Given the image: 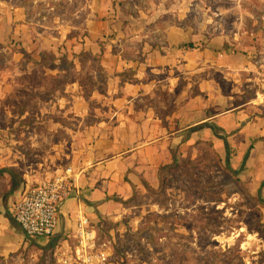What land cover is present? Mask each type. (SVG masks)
Listing matches in <instances>:
<instances>
[{
	"label": "rangeland",
	"instance_id": "obj_1",
	"mask_svg": "<svg viewBox=\"0 0 264 264\" xmlns=\"http://www.w3.org/2000/svg\"><path fill=\"white\" fill-rule=\"evenodd\" d=\"M4 10L24 13L45 36L67 35L58 48H81L88 22L100 20H113L123 36L106 29L95 42L100 48H140L128 39L136 33L143 48L155 47L174 25L185 28L196 48L214 46L217 37L226 39V48H264V0H0V15ZM35 58L13 42L0 44V140H20L28 165L40 162L59 174L71 149L97 134L89 129L112 116L111 98L124 86L88 55L73 68L59 56L55 71L37 68ZM44 61L51 63L53 55ZM74 79L85 95L93 91L85 105L58 98L64 89L76 90L66 85ZM251 82L246 99L257 88ZM23 112L26 120L20 121ZM187 152L159 172L156 188L136 193L117 221L99 224L97 240L108 264H264L262 201L208 145Z\"/></svg>",
	"mask_w": 264,
	"mask_h": 264
},
{
	"label": "crops",
	"instance_id": "obj_2",
	"mask_svg": "<svg viewBox=\"0 0 264 264\" xmlns=\"http://www.w3.org/2000/svg\"><path fill=\"white\" fill-rule=\"evenodd\" d=\"M175 15L184 20V14ZM28 19L15 10L2 11L0 44L13 42L33 58L36 53L32 63L37 68L41 53L55 56L50 71L57 70L59 56L73 68L81 55H88L108 79L119 78L124 87L111 98L112 116L89 129L97 134L71 149L59 174L42 169L40 162L28 165L20 140H0V264H55L77 247L80 221L96 234L102 221H117L136 193L158 186L162 167L185 158L198 144L210 146L264 204V48H226L222 37L215 38L214 46L196 48V40L180 25L166 27L155 47L143 48L137 33L128 39L140 48L98 47L95 42L106 29L123 38L113 20L88 22L81 48H58L67 35L45 36ZM188 43L191 47L185 48ZM251 79L257 88L246 99ZM66 85L76 90L64 89L58 98L65 101L85 105L93 93L85 95L77 79ZM75 92L79 95L74 97ZM84 113L81 108L77 115ZM26 116L18 115L20 121ZM66 171L73 186L59 206L55 235L25 237L13 219L14 205Z\"/></svg>",
	"mask_w": 264,
	"mask_h": 264
},
{
	"label": "built area",
	"instance_id": "obj_3",
	"mask_svg": "<svg viewBox=\"0 0 264 264\" xmlns=\"http://www.w3.org/2000/svg\"><path fill=\"white\" fill-rule=\"evenodd\" d=\"M73 183L69 171L27 192L14 205L13 219L24 236L30 239H50L55 235L58 210L69 196ZM78 244L72 253L62 254L55 264H108V253L100 247L95 230L86 221L77 226Z\"/></svg>",
	"mask_w": 264,
	"mask_h": 264
},
{
	"label": "trees",
	"instance_id": "obj_4",
	"mask_svg": "<svg viewBox=\"0 0 264 264\" xmlns=\"http://www.w3.org/2000/svg\"><path fill=\"white\" fill-rule=\"evenodd\" d=\"M189 47H191V46H189ZM49 55H50V54H47V53H41V54H40V66H41L40 68H42V69H49V70H53V69H54V60H55L54 56H53V61H52L51 63H46V62L44 61L45 58H48ZM201 145H206V144H198L197 147H199V146H201ZM208 147L211 148L210 146H208ZM176 162H178V159H175V158H174L172 164H174V163H176ZM170 166H171V165L162 167V168L160 169L159 172L163 171L164 169H168V168H170Z\"/></svg>",
	"mask_w": 264,
	"mask_h": 264
}]
</instances>
